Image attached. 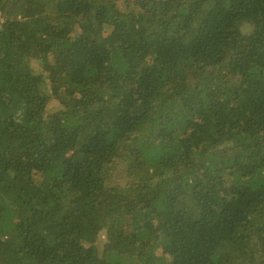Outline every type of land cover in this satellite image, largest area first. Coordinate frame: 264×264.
Returning a JSON list of instances; mask_svg holds the SVG:
<instances>
[{"label": "trees", "instance_id": "1", "mask_svg": "<svg viewBox=\"0 0 264 264\" xmlns=\"http://www.w3.org/2000/svg\"><path fill=\"white\" fill-rule=\"evenodd\" d=\"M0 264H264V0H0Z\"/></svg>", "mask_w": 264, "mask_h": 264}, {"label": "rangeland", "instance_id": "2", "mask_svg": "<svg viewBox=\"0 0 264 264\" xmlns=\"http://www.w3.org/2000/svg\"><path fill=\"white\" fill-rule=\"evenodd\" d=\"M35 65L37 64V63H34ZM36 67H37V65H36ZM103 234L104 233H102V234H100V236H99V249H100V251H101V249H102V245H103V242L105 241V237H103ZM102 244V245H101Z\"/></svg>", "mask_w": 264, "mask_h": 264}]
</instances>
